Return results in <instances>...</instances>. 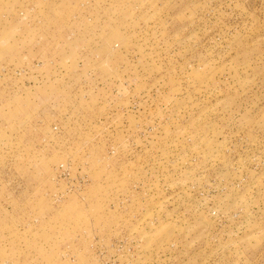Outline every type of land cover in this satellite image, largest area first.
Instances as JSON below:
<instances>
[{
	"label": "rangeland",
	"instance_id": "rangeland-1",
	"mask_svg": "<svg viewBox=\"0 0 264 264\" xmlns=\"http://www.w3.org/2000/svg\"><path fill=\"white\" fill-rule=\"evenodd\" d=\"M0 264H264V0H0Z\"/></svg>",
	"mask_w": 264,
	"mask_h": 264
}]
</instances>
